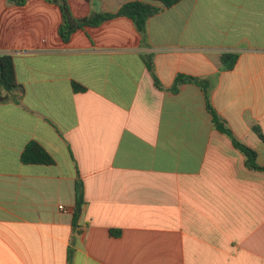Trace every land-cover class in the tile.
Instances as JSON below:
<instances>
[{"label": "crops", "instance_id": "1", "mask_svg": "<svg viewBox=\"0 0 264 264\" xmlns=\"http://www.w3.org/2000/svg\"><path fill=\"white\" fill-rule=\"evenodd\" d=\"M151 1L65 0L75 19ZM61 22L49 0H0L20 85L0 100V264H264V172L214 128L198 85L171 90L178 75L207 82L264 167V0H179L145 37L115 17L63 43ZM30 142L54 164L22 163Z\"/></svg>", "mask_w": 264, "mask_h": 264}, {"label": "trees", "instance_id": "2", "mask_svg": "<svg viewBox=\"0 0 264 264\" xmlns=\"http://www.w3.org/2000/svg\"><path fill=\"white\" fill-rule=\"evenodd\" d=\"M16 3H20L22 0H12ZM57 4L61 9L62 22L58 28V34L63 43H66L71 35V33L83 26H98L101 23L110 20L115 17H127L131 19L140 34L145 37L146 25L148 20L161 12L164 8H169L176 4L179 0H152L151 2H128L123 4L115 13H100L93 16L75 19L71 16L65 0H49ZM237 55L235 54H222L220 56L221 67L224 71L231 70L236 63ZM144 63L146 68L149 70L150 74L154 79L156 86L160 87L157 77L154 74V68L152 61L148 58H144ZM194 83L198 85L203 94L205 100V107L211 116L212 124L214 128L220 133L226 135L232 141L233 146L242 153L245 158V165L248 169L255 171L264 172V167L258 165L256 161V152L246 145L242 144L237 140L226 121L222 119L211 105L209 86L205 81L198 80L193 77L178 75L174 84L171 87L172 91L182 83ZM72 87L74 90L82 91L84 87L72 82ZM20 85L17 83L14 72V65L12 58L10 56H0V98L2 93L10 94L19 90ZM13 101H18V99L13 95ZM8 98H1L0 100H6ZM254 133L264 141V135H262L260 129L255 126L253 127ZM21 162L24 164H37V165H53L54 160L50 154L37 142L28 143L21 153ZM84 204V189L83 184L79 178L75 181V202L73 207V222L76 221L80 215L82 206Z\"/></svg>", "mask_w": 264, "mask_h": 264}, {"label": "built area", "instance_id": "3", "mask_svg": "<svg viewBox=\"0 0 264 264\" xmlns=\"http://www.w3.org/2000/svg\"><path fill=\"white\" fill-rule=\"evenodd\" d=\"M60 209H63V206H59Z\"/></svg>", "mask_w": 264, "mask_h": 264}]
</instances>
